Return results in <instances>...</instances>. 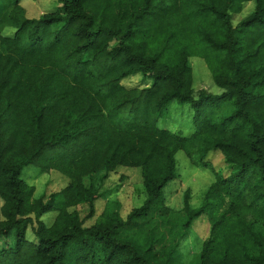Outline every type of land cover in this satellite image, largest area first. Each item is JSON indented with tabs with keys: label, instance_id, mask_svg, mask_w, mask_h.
Segmentation results:
<instances>
[{
	"label": "trees",
	"instance_id": "16d2710c",
	"mask_svg": "<svg viewBox=\"0 0 264 264\" xmlns=\"http://www.w3.org/2000/svg\"><path fill=\"white\" fill-rule=\"evenodd\" d=\"M21 2L0 17V264H176L202 216L195 264H264V0H57L37 19ZM192 57L219 95L195 98ZM134 76L142 87L122 84ZM171 102L194 109L189 136L157 126ZM227 103L216 120L209 108ZM179 151L214 177L197 209L188 187L164 194ZM32 165L67 185L35 198L21 178ZM120 168L139 173L143 204L85 227Z\"/></svg>",
	"mask_w": 264,
	"mask_h": 264
},
{
	"label": "rangeland",
	"instance_id": "374dc122",
	"mask_svg": "<svg viewBox=\"0 0 264 264\" xmlns=\"http://www.w3.org/2000/svg\"><path fill=\"white\" fill-rule=\"evenodd\" d=\"M8 1L0 0V17L3 16ZM21 4L25 9L27 17L30 19H37L40 15L52 12L58 7L57 0H22ZM253 9V3L245 4L242 12L233 16V26H236ZM1 28L3 32L6 31V27L2 26ZM190 63L192 66L195 98H197L199 91H203L206 95H219L221 90L214 85L204 61L200 58L192 57ZM122 84L126 87H142L144 85L140 76L126 79ZM209 109L214 113L213 117L219 120L229 115L234 110V106L232 103H227ZM193 116L194 109L189 104L181 105L177 102H171L167 106V112L158 119L157 126L182 136H189L194 131ZM175 159L176 172L180 179L169 183L165 187V197H168V201L169 199L174 201L176 199V191L174 189L176 187H188L192 193L191 207L197 209L202 203L203 191L214 181V177L208 169L192 166L182 151L176 153ZM209 161L215 167L223 164L222 158L218 154L212 155ZM125 169L128 168H120L119 171L111 173L104 182L100 190L101 196L95 202V213L91 219L84 223L85 227L101 221L107 211H116L124 219L132 209L138 208L143 204L146 196L139 173L133 169ZM217 169H220V167ZM21 178L28 185L34 187L35 198L45 196V200L51 194L58 193L68 183L67 178L58 172L52 171L43 174L33 165L23 169ZM180 200H182V193L180 194ZM173 201L171 202L173 203ZM171 202L169 201L170 204ZM1 205L2 201L0 199ZM76 211L79 213L81 219L85 218L88 214L86 206H78ZM55 217L56 213H48L41 218V221L49 226L53 223ZM209 227L206 216L200 217L193 223L188 231V235L180 243L179 259L176 261V264H195L197 262L201 243L207 238ZM27 237L28 239H33L32 227L28 230ZM166 238L168 237L166 236Z\"/></svg>",
	"mask_w": 264,
	"mask_h": 264
},
{
	"label": "crops",
	"instance_id": "0c3cea01",
	"mask_svg": "<svg viewBox=\"0 0 264 264\" xmlns=\"http://www.w3.org/2000/svg\"><path fill=\"white\" fill-rule=\"evenodd\" d=\"M22 5V4H21Z\"/></svg>",
	"mask_w": 264,
	"mask_h": 264
}]
</instances>
